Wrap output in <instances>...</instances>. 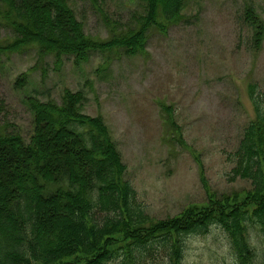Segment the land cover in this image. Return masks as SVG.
Instances as JSON below:
<instances>
[{
	"label": "trees",
	"instance_id": "obj_1",
	"mask_svg": "<svg viewBox=\"0 0 264 264\" xmlns=\"http://www.w3.org/2000/svg\"><path fill=\"white\" fill-rule=\"evenodd\" d=\"M121 1L115 18L108 0H0V69L13 56L32 52L41 65L58 66L84 64L97 51L113 58L146 55L156 32L192 21L184 15L192 0ZM96 12L107 38L87 32L89 14ZM24 78L15 87H25ZM250 96L256 116L230 159L232 178L251 187L210 194L208 207L194 205L158 221L139 204L104 117L84 111L82 90L65 89L60 99L28 96L29 135L0 124V264H147V257L164 254L171 261L181 255V237L195 231L197 216L212 222L230 209L234 218L219 222L231 242V264H255L256 238L264 243V92L254 86ZM3 109L0 104V115Z\"/></svg>",
	"mask_w": 264,
	"mask_h": 264
},
{
	"label": "rangeland",
	"instance_id": "obj_2",
	"mask_svg": "<svg viewBox=\"0 0 264 264\" xmlns=\"http://www.w3.org/2000/svg\"><path fill=\"white\" fill-rule=\"evenodd\" d=\"M122 5L108 0L110 17L119 18ZM89 15L87 32L107 38L102 15ZM184 15L192 21L156 32L146 55L113 58L97 51L84 64L62 66L41 65L33 52L6 60L0 69V124L8 122L28 136V96L60 99L65 89L82 90L84 111L104 117L138 202L154 221L182 216L194 205L206 208L210 194L249 189L250 181L232 178L230 154L256 116L250 90L258 86L264 92V0H192ZM20 77L26 86L17 88ZM234 216L231 209L221 215ZM221 219L207 223L197 216L195 231L181 237L180 256L170 261L168 254L155 255L145 262L231 264L233 249ZM261 241L256 238L255 264H264Z\"/></svg>",
	"mask_w": 264,
	"mask_h": 264
}]
</instances>
